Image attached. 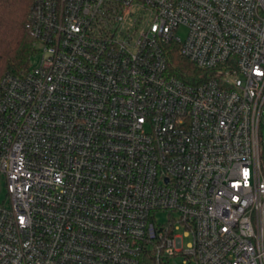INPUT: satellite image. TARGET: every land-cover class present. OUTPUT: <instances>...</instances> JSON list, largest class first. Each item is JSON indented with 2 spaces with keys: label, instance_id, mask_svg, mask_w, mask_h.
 Segmentation results:
<instances>
[{
  "label": "built area",
  "instance_id": "1",
  "mask_svg": "<svg viewBox=\"0 0 264 264\" xmlns=\"http://www.w3.org/2000/svg\"><path fill=\"white\" fill-rule=\"evenodd\" d=\"M28 28L39 63L0 81V264H264V0H34Z\"/></svg>",
  "mask_w": 264,
  "mask_h": 264
},
{
  "label": "trees",
  "instance_id": "2",
  "mask_svg": "<svg viewBox=\"0 0 264 264\" xmlns=\"http://www.w3.org/2000/svg\"><path fill=\"white\" fill-rule=\"evenodd\" d=\"M33 4L34 0H0V81L8 73H16L31 66V58L37 49V41L28 28ZM168 56L172 72L182 79L195 81L201 73L181 53L179 45L171 44Z\"/></svg>",
  "mask_w": 264,
  "mask_h": 264
},
{
  "label": "rangeland",
  "instance_id": "3",
  "mask_svg": "<svg viewBox=\"0 0 264 264\" xmlns=\"http://www.w3.org/2000/svg\"><path fill=\"white\" fill-rule=\"evenodd\" d=\"M149 17V14H146L144 16V20H146ZM144 20L139 24V29H141L143 27L144 24ZM176 36L179 37L181 40H184L187 36V28L184 26H180L177 30H176ZM39 59H40V53H35L32 58H31V62L30 65L32 67H35L38 63H39ZM261 145H262V149L264 152V124H262L261 127ZM264 165V164H263ZM264 169V166H263ZM6 197V189H1L0 190V202H2V200ZM155 219L158 223H166L169 219V213L167 210H158L155 212ZM186 241H188V239H185V243ZM187 258H185L183 255H178V256H173L170 257L167 261V264H190L187 262H184Z\"/></svg>",
  "mask_w": 264,
  "mask_h": 264
}]
</instances>
